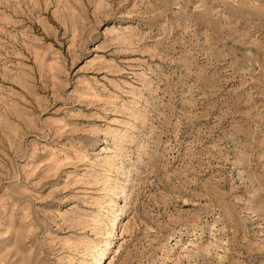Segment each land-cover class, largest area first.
<instances>
[{
	"label": "rangeland",
	"instance_id": "obj_1",
	"mask_svg": "<svg viewBox=\"0 0 264 264\" xmlns=\"http://www.w3.org/2000/svg\"><path fill=\"white\" fill-rule=\"evenodd\" d=\"M0 264H264V0H0Z\"/></svg>",
	"mask_w": 264,
	"mask_h": 264
}]
</instances>
